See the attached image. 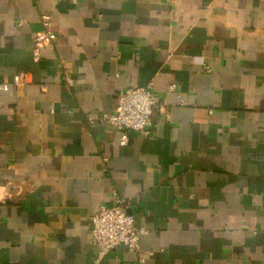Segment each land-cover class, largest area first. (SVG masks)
Listing matches in <instances>:
<instances>
[{"label": "crops", "instance_id": "1", "mask_svg": "<svg viewBox=\"0 0 264 264\" xmlns=\"http://www.w3.org/2000/svg\"><path fill=\"white\" fill-rule=\"evenodd\" d=\"M45 13L56 38L34 60ZM16 73L0 264H94L89 217L112 191L147 232L99 264H264V0H0V81ZM147 84L150 131L120 145L94 118Z\"/></svg>", "mask_w": 264, "mask_h": 264}, {"label": "built area", "instance_id": "2", "mask_svg": "<svg viewBox=\"0 0 264 264\" xmlns=\"http://www.w3.org/2000/svg\"><path fill=\"white\" fill-rule=\"evenodd\" d=\"M21 22L19 21L18 25ZM56 35L52 29L51 16H40V29L33 37L32 57L38 60L40 50L52 47ZM206 71H210L205 66ZM66 84H71L69 72L62 74ZM29 82L27 73H16L9 81H0V92L7 91L11 85L23 86ZM169 90H175L170 85ZM117 103L110 113H100L94 120L98 123L113 125L120 134V145H126L129 132L147 135L152 125V113L157 108V100L152 91V85L126 87L116 94ZM112 204L102 205L89 217L90 241L96 247L94 264H99L104 255L118 245H124L128 250H136L142 235L147 230L135 224L134 216L127 212L126 201L115 191L111 193Z\"/></svg>", "mask_w": 264, "mask_h": 264}]
</instances>
